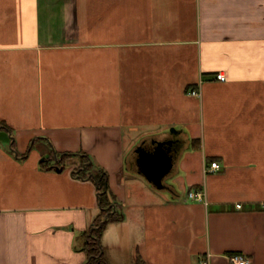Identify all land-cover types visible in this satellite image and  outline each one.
Wrapping results in <instances>:
<instances>
[{
  "label": "crops",
  "instance_id": "0c3cea01",
  "mask_svg": "<svg viewBox=\"0 0 264 264\" xmlns=\"http://www.w3.org/2000/svg\"><path fill=\"white\" fill-rule=\"evenodd\" d=\"M172 139L158 190L136 149ZM101 171L108 264H264V0H0V264H88Z\"/></svg>",
  "mask_w": 264,
  "mask_h": 264
},
{
  "label": "water",
  "instance_id": "95a60500",
  "mask_svg": "<svg viewBox=\"0 0 264 264\" xmlns=\"http://www.w3.org/2000/svg\"><path fill=\"white\" fill-rule=\"evenodd\" d=\"M175 132V130H173ZM176 140L152 141L150 146L136 149L138 173L158 190H170L164 183L171 173L176 158Z\"/></svg>",
  "mask_w": 264,
  "mask_h": 264
},
{
  "label": "trees",
  "instance_id": "16d2710c",
  "mask_svg": "<svg viewBox=\"0 0 264 264\" xmlns=\"http://www.w3.org/2000/svg\"><path fill=\"white\" fill-rule=\"evenodd\" d=\"M71 157L72 155H66ZM86 162V160H82ZM85 165V164H84ZM94 166L92 164L87 165L85 170L81 171L83 175L90 173ZM97 188L99 190V198L102 206V214L98 218L94 225L92 233L88 236V242L86 244V254L88 256V264H108L104 258L103 247L101 244V237L108 223L119 222L123 220V211L121 205L116 201L107 202V181L104 171L99 172L97 175L92 176Z\"/></svg>",
  "mask_w": 264,
  "mask_h": 264
},
{
  "label": "clouds",
  "instance_id": "9594fccd",
  "mask_svg": "<svg viewBox=\"0 0 264 264\" xmlns=\"http://www.w3.org/2000/svg\"><path fill=\"white\" fill-rule=\"evenodd\" d=\"M143 233V224L139 217H130L122 224H112L104 233V242L109 246H123L133 240H139Z\"/></svg>",
  "mask_w": 264,
  "mask_h": 264
},
{
  "label": "built area",
  "instance_id": "2783aa9c",
  "mask_svg": "<svg viewBox=\"0 0 264 264\" xmlns=\"http://www.w3.org/2000/svg\"><path fill=\"white\" fill-rule=\"evenodd\" d=\"M219 80L221 81H225L226 80V76L224 74H219L217 77ZM193 95H197L196 92H192ZM220 169V165H218V163L213 162L210 165L209 168V172H214V171H218ZM188 197L190 200H194L197 202H203L205 201V196L204 193H202V191L199 192H195V191H190L188 193ZM238 208H241V205H237ZM229 260H231V264H251V260H249L246 256L241 255V254H233L231 255V257H229ZM201 264H209V261L206 262H202Z\"/></svg>",
  "mask_w": 264,
  "mask_h": 264
}]
</instances>
